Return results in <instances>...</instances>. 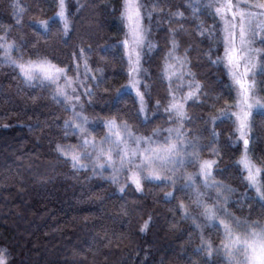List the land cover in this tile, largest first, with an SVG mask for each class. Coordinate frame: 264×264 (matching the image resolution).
Masks as SVG:
<instances>
[{
  "label": "trees",
  "instance_id": "trees-1",
  "mask_svg": "<svg viewBox=\"0 0 264 264\" xmlns=\"http://www.w3.org/2000/svg\"><path fill=\"white\" fill-rule=\"evenodd\" d=\"M14 2L0 0V37L7 32V43H15V58L47 56L69 69L80 95L77 111L88 116L89 130L98 139L107 134L104 122L112 118L118 124L127 121L138 135L165 134L175 124L163 111L172 86L162 73L175 40L186 77L200 89L187 101V117L178 124L185 139L198 145L202 160L216 161L212 182L223 186V194L216 203L218 219L191 211L192 204L194 221L179 207L194 199L187 189L177 190L180 181L173 188L167 180H145L138 191L123 171L115 173L114 181L111 168L94 173L87 161V167L74 168L57 151V144L80 142L76 130L66 127L73 120L71 102L58 96L54 85L25 82L0 49V249H7L9 264H229L219 219L264 221V195L260 198L250 188L239 163L244 144L235 121L225 116L235 110L236 96L222 64L223 26L204 1L141 0L149 38L141 89L147 117L126 90L124 0H66L67 33L56 17L59 0H19L25 7L19 23ZM41 19L49 20L47 32L36 24ZM255 48L261 62L258 95L264 104V34ZM247 138L249 156L264 168V111L254 115ZM198 170V163L184 169ZM201 190L215 201V188ZM209 243L211 255L202 250Z\"/></svg>",
  "mask_w": 264,
  "mask_h": 264
},
{
  "label": "snow or ice",
  "instance_id": "snow-or-ice-1",
  "mask_svg": "<svg viewBox=\"0 0 264 264\" xmlns=\"http://www.w3.org/2000/svg\"><path fill=\"white\" fill-rule=\"evenodd\" d=\"M247 4V0H245ZM13 14L17 23L20 22L25 7L19 0L11 5ZM143 5L140 0H124L122 17L126 22L128 29L127 36L123 41L124 48L129 62V82L128 88L135 89L136 95L140 100V112H145V94L141 91L140 79L138 78L140 69V47L144 44L146 33L143 26ZM252 9L264 10V0L243 6L241 3L234 4L232 0H226V3L216 7V13L224 21V60L229 66L232 78L238 88V97L235 103V116L237 122V132L242 139L245 151L241 156L239 163L247 173V180L256 188L258 193L264 195V184L259 183L258 177L264 176V168L253 162L248 154L249 139L246 138L250 130V117L254 106H261V101L252 95L253 84L246 79L248 73V62L251 60L252 48L247 47L250 44L249 37L255 35L259 29L264 32V11H253ZM231 14L229 19L228 14ZM182 15V13H177ZM150 15V14H149ZM56 17L63 21L64 31L68 32L70 27L69 17L66 10L65 0H59ZM36 24L45 32L49 30V20L41 19ZM7 32L0 40V49H3V58L19 68L25 82L47 83L55 86L54 91L65 101H78L80 95H76V87H73L74 77L68 74L69 69L54 63L47 56H37L35 59H24L23 54L19 58L12 55L15 43H7ZM177 43L172 42V47L164 63L162 73L164 78L171 82L173 77L180 80L183 77L184 61L176 55ZM242 61L245 63L242 65ZM243 66V72L240 71ZM87 67V64H85ZM63 81V83H61ZM86 87V86H85ZM71 88V94L67 89ZM198 85L189 84V90L186 95L177 97L175 92L170 93L165 111L169 112L177 121H182L187 117L185 106L189 99H192L199 93ZM92 93L89 91L88 95ZM160 101H157V107ZM70 110L73 112V120L66 122V127L74 128L80 136V142L75 145L57 144V151L65 157H69L74 168H85L88 163L92 164L94 173L97 169L102 173L108 168L112 169L113 180L115 173L123 171L135 188L142 190L143 181H170L173 188H176L177 182L180 181L181 187L178 191H188L193 193L194 199L186 205L183 201L179 207L183 210L187 218L195 221L196 217L191 216L190 207L192 204L195 208L191 211H198L200 216L207 220L215 221L218 219L219 209L216 203L219 201L223 186L212 181V169L216 161L202 160L200 150L196 143L187 141L185 133L180 129H168V135L160 136V130H155L151 135H138L133 127L127 121L120 124L116 118L104 122L107 128V134L101 138L92 135L89 130L88 116L82 110L77 111L76 105L71 104ZM223 111V110H222ZM216 119V117H213ZM215 135V133H213ZM198 163V173H187L184 171L186 166H196ZM180 175L177 176V172ZM203 178V185L197 181L196 177ZM215 188L218 195L215 201L207 197V193L201 188ZM124 191V187L120 188ZM230 191V189H229ZM169 197L173 193H167ZM207 197V199H206ZM174 198V197H173ZM223 216V213H220ZM219 224L224 231V249L225 255L229 258V264H264V221L243 222L228 218L219 219ZM147 222L141 228L144 231L147 228ZM209 255L212 253V245L209 243L206 248ZM0 264H9L7 249H0Z\"/></svg>",
  "mask_w": 264,
  "mask_h": 264
},
{
  "label": "rangeland",
  "instance_id": "rangeland-1",
  "mask_svg": "<svg viewBox=\"0 0 264 264\" xmlns=\"http://www.w3.org/2000/svg\"><path fill=\"white\" fill-rule=\"evenodd\" d=\"M203 1H204V5H205L206 9L209 11L210 15L212 17H214L215 19L219 20L220 23L222 24V26H223V37H224V21L221 19L220 15L216 13V7L219 6L220 4L226 3V0H203ZM232 2L234 4L241 3L243 6H248V5H252V4H255V3L259 2V0H247V4H245V0H232ZM140 3H141V0H140ZM65 4H66V0H65ZM252 10L253 11H257V12L264 11V10H261V9H252ZM228 16H229V19H230L231 18V14L229 13ZM57 19L63 24V21H61L58 17H57ZM258 19H264V17H258ZM124 22H125V20H124ZM125 25H126V22H125ZM143 26H144L145 33H146V39H145L144 44L141 45V47L139 49V51H140V69H139V74H138V78L140 79V82H141L140 83L141 89H142V83H143V76L145 74V70H144V67H143V55H144L145 51L148 49V45H149L148 31H147V28L144 25V18H143ZM126 30H127L126 31V36H127V32H128L127 26H126ZM263 34H264V32H261L259 29H257L255 35H252V36L249 37L250 44L247 45V47L252 48L254 51L251 53V60L247 64L249 70H248V73H247V76H246V79L253 84V87H252V95H253V97L254 98H258L261 101L262 105H264V104H263V101L261 100V98L258 95V86H257V82H256V76L261 71V62H260V59H259L260 54H259L258 50L255 48V42L258 39H260L263 36ZM122 48L124 50V53L127 56L126 49L124 48L123 42H122ZM241 63L243 65L245 63V61H242ZM222 64L227 70L228 76L230 78L231 88H232V90H233V92H234V94L236 96V99H237V97H238V88H237V86H236V84H235V82H234V80L232 78L229 66L227 65L226 61L224 60V55L222 57ZM243 70L244 69H243V66H242L240 71L243 72ZM168 82L170 83L169 80H168ZM61 83H63V81H61ZM190 83H192L193 85H196L193 81L188 80V78L186 77V74L184 73V70H183V77L180 80H177L176 77H173V80L171 82V86H172L171 87V92H175L177 97H180L181 95H186L188 90H189V84ZM76 85H77L76 83H73V87H77ZM126 90L129 91L130 93H132L136 97V99H137V101H138V103L140 105V100H139V97L136 95L135 89H130V88L126 87ZM67 91L71 94V88L67 89ZM144 103H145V112H141V113L143 114L144 117H147V112H148L147 109L148 108H147L146 100L144 101ZM71 104H75L76 105V110H78L79 109V105H81L80 104V99L78 101H76V100L71 101ZM140 107H141V105H140ZM163 111L166 114H168V116L171 119V121H173L175 123L173 126L169 127L168 129H170V128L174 129V130L175 129H180V131H181V127L179 125L180 123L178 124V122H180V121H177V119L175 117H172L169 112L165 111V109ZM260 111H264V107H261V106H254L253 107L252 115L250 117V128H251V123H252L254 115L256 113L260 112ZM232 112H229L225 116H230L235 121L236 126H237L236 118H235V116L232 115ZM168 129H167V131L164 132L165 134L159 133L160 136L161 137L167 136L168 135ZM238 135H239V133H238ZM247 137H248V135H247ZM239 139H240V137H239ZM240 140L242 141V139H240ZM241 168H242V171H243V173L245 175L246 182L248 183L250 188H252V189H254L256 191V188L253 185H251L249 183V181L247 180V178H246L247 173H246L245 169L242 167V165H241ZM213 173H214V166H213V169H212V179H213ZM198 178L202 181V184H203V178L199 177V176H198ZM258 181H259V183H261V177H258ZM210 182H212V181H210ZM130 183H131V181H130ZM256 194L260 198L263 197V195L261 193H258L257 191H256Z\"/></svg>",
  "mask_w": 264,
  "mask_h": 264
}]
</instances>
